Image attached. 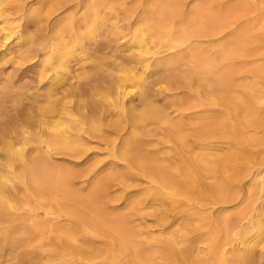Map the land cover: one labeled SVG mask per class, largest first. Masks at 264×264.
Listing matches in <instances>:
<instances>
[{
	"label": "bare ground",
	"instance_id": "1",
	"mask_svg": "<svg viewBox=\"0 0 264 264\" xmlns=\"http://www.w3.org/2000/svg\"><path fill=\"white\" fill-rule=\"evenodd\" d=\"M55 1L60 8L84 2L94 19L100 17L99 10L107 2ZM218 1L215 11L211 4H205L189 13L181 0H153L149 11L139 15V26L129 43L130 48L147 55L154 52L147 40L158 41L157 54L174 57L168 61V68L175 69L178 59L183 61L188 71L177 73L171 80L189 91L193 108L202 115H165L149 99L143 77L134 72L128 80L139 87L140 106L134 99L125 101L120 90L125 77L118 78L111 102L123 114L138 109L139 113L132 116L143 121L156 119L174 133L177 147L168 163L147 156L145 150L133 153L129 146L113 147L115 159L127 162L133 173L153 185L149 200L168 207L156 215L160 228L168 232L161 243L164 250L147 242L148 252L143 255L141 241L126 215L110 214L101 206L107 195L100 186L90 196L78 195L72 183L49 165L50 151L77 153L83 144L62 128L63 123L42 121L49 133L35 135L40 145L33 150L37 151L36 156L31 154L33 159L27 152L30 133L22 124L1 136L7 162L3 165L13 169L0 170V242L9 247L8 261L70 264L78 259L90 264H157L160 258L162 264H256L264 257V0H254V9L246 6L241 12L237 7L241 0ZM28 2L0 0V62L35 61L33 65L38 66L48 62L44 45L28 51L17 46L23 36L20 23L30 12ZM94 29L89 27L93 37ZM142 56L138 54L145 66L160 65V59ZM255 56L261 65H251ZM53 71L50 82L65 79L66 75ZM11 83L5 82V87ZM48 93L45 106L39 107L41 115H67L78 121L75 107L55 98L57 91ZM17 109L6 107L1 112L17 115ZM87 122L95 126L93 118H85L83 123ZM186 127L194 130L190 135L193 141L185 134ZM14 180L21 186L19 192L10 187ZM231 210L235 212L231 214ZM48 215L58 217L50 219ZM49 231L58 233V247L54 249L48 248ZM94 241L109 247L102 262H96L98 257L85 250Z\"/></svg>",
	"mask_w": 264,
	"mask_h": 264
},
{
	"label": "rangeland",
	"instance_id": "2",
	"mask_svg": "<svg viewBox=\"0 0 264 264\" xmlns=\"http://www.w3.org/2000/svg\"><path fill=\"white\" fill-rule=\"evenodd\" d=\"M152 1L107 0L105 6L99 10L100 17L94 19V14L84 7V2L60 8L55 0H29L30 12L24 15L20 23L23 36L17 46L18 48L23 46L22 50L28 51L44 45L48 62L43 63L42 66L33 65L35 61L24 64L5 62V60L0 62V87L3 90L0 92L2 98L0 99V170L13 171L3 165L7 163L4 156L5 147L1 142L5 132L22 124L30 133L27 152L33 159L32 156L37 155L35 154L37 151L33 152V150L40 145L35 135L49 133V130L43 127L42 121L63 123L62 128L72 135V138H76L79 144H83L80 147L82 149L77 153L50 151L49 165L61 177L72 183L78 195L90 196L95 188L100 186L102 193L107 195L101 200V206L110 214L126 215L129 226L141 241L143 255L148 252L145 245L147 242L154 247L160 246V251L164 250L162 242L167 238L168 232L160 228L156 215L167 210L168 207L159 206L158 203L149 200L154 190L153 185L145 177L133 173L128 168L127 162L115 159L113 147L118 145L125 149L129 146L131 150L133 149V153L145 150L147 156L168 163L172 161L177 145L172 137L174 133L168 125L156 119L143 121L137 116H132L139 113L138 109L135 112L127 110L126 117L123 116L125 114L122 111L115 109L111 103L116 90L115 84L119 77H125L127 80L120 89L125 95V101L130 102L134 99L135 104L140 106L137 102L139 87L128 80L133 72L137 73L145 80L149 99L155 102L165 115L203 114L197 113L198 109L193 108L194 101L191 102L189 91L171 80L173 76L188 71L183 61L178 59L175 69L168 68V61L174 57L167 53L157 54L158 41L147 40L149 47L154 51L147 55L129 46L133 32L139 26L137 24L139 15L149 11ZM181 1L185 4L184 10L189 13L192 9H199L205 4L209 6L211 4L215 11L219 2L218 0L217 2L216 0ZM253 1L241 0L237 6L239 12L245 11L247 7L254 9ZM258 1L260 0L255 2ZM208 8L207 6L204 10ZM91 25L95 28V37L89 31ZM123 42L127 44L122 46ZM207 46V43L203 44L204 48ZM138 54H142L143 59L156 57L160 59V65L145 66L139 61ZM256 58L259 57L252 58L253 61L255 59L253 64L251 63L252 66L261 65V61H257ZM62 61H66V64L62 65ZM53 69L59 72L58 76L66 75L65 79L58 83L50 82ZM9 80L12 82L11 85L5 87V82ZM55 91L58 92L55 98H60L65 105L75 107L78 121L67 115L40 114L39 107L45 106L43 101L48 92L53 94ZM15 106L18 107L17 115L7 110L1 112L6 107L11 110ZM85 118L88 121L93 118L95 126L91 122L83 123ZM92 127L97 128L96 132L91 130ZM193 133L192 129L185 130L191 141L193 138L190 135ZM32 153L34 154L31 155ZM10 187H15L14 192L21 190L17 180L12 181ZM234 212V210L230 211L231 214ZM57 215H48L47 218L58 217ZM0 224L2 225L1 219ZM47 236L48 248L58 247V233L49 231ZM91 244L90 247H85V250L98 257L95 259L96 262H102V255L108 252V245L103 241H94ZM6 245L0 242V261L14 264L16 260L17 263L18 259H14V262L7 260L10 250ZM259 253L260 250L257 248L255 251L257 259ZM162 262L160 258L156 261L157 264ZM256 262V264H264V257ZM70 264H90V262L75 259Z\"/></svg>",
	"mask_w": 264,
	"mask_h": 264
}]
</instances>
